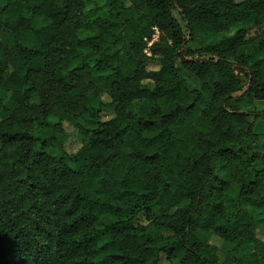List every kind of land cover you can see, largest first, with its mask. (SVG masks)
I'll return each mask as SVG.
<instances>
[{"label":"trees","instance_id":"1","mask_svg":"<svg viewBox=\"0 0 264 264\" xmlns=\"http://www.w3.org/2000/svg\"><path fill=\"white\" fill-rule=\"evenodd\" d=\"M126 1L0 0V264H264V0Z\"/></svg>","mask_w":264,"mask_h":264},{"label":"rangeland","instance_id":"2","mask_svg":"<svg viewBox=\"0 0 264 264\" xmlns=\"http://www.w3.org/2000/svg\"><path fill=\"white\" fill-rule=\"evenodd\" d=\"M236 1L237 2H241L243 0H236ZM125 2H126V4H128V2L126 0H125ZM175 16L177 17V15H175ZM236 28L237 27L232 28L231 30H229L227 32H224L223 34L220 35V38L232 36L235 33ZM94 32L88 31L85 34H82L81 37L83 38L84 43H87L89 45V43L92 42V40L96 37ZM189 46L193 50H198V45L197 44L192 43ZM157 58H155V59H153V60H151L149 62V69L150 70L157 71L160 68V65L158 63V59ZM178 65H180V63H178ZM183 76L186 79L187 87H188L189 90H193V89L199 88L200 83H199L198 79L194 75H192V74H190L188 72H184ZM143 84L147 88H153L154 87V82L149 81V80H145L143 82ZM52 96H53V98H52ZM61 97H62L61 93L58 91L54 95H51L50 99H52V101L54 102V100L56 98H61ZM103 100L104 101H108L107 97H105V96H104ZM257 108L259 109L260 112H262L264 110V103L263 104H258ZM111 117H113V115H111V114H107L106 115V119H110ZM4 119H5V115L4 114H0V122L3 121ZM63 128L65 129V131L67 133V137H68L67 141L65 143L66 151L69 154H74V153L78 152L80 150L81 146H82V141H81L80 136L78 134V129L74 125L69 123V122H64L63 123ZM255 130H256V132H263L264 131V124L261 121H258L256 123ZM257 149H258L259 152H264V143L260 144ZM234 199H235V196H229L228 197V201H232ZM138 223L143 225V226L147 225V222L145 221L143 216H141L139 218V222ZM208 232H209V235H210L209 236V243L214 245V246H216L219 249L220 261L223 262L225 260V257L227 255V252H228V249H229V248H227L225 246L226 242L230 243L231 249H232L233 246L236 245L235 239L232 236L225 237V236H222V235L214 232L213 231V226L208 229ZM155 235L158 238H160V237L165 238V237H167L169 235H172V231H170L168 229H165V228H160V229L156 230L152 234L151 237H156ZM147 236H149V235H147ZM254 237L257 240H260V241L264 242V219H258L257 225L254 228ZM106 240H107V237H102L100 239V243H103ZM250 251H254V246L253 245H250V244L242 245L241 254H242V256H244L245 259L247 258V255H248V253ZM231 256H236L237 258H239V255L237 256V255L234 254V251L231 252ZM160 264H168V261H167L165 256H162V258L160 260Z\"/></svg>","mask_w":264,"mask_h":264},{"label":"built area","instance_id":"3","mask_svg":"<svg viewBox=\"0 0 264 264\" xmlns=\"http://www.w3.org/2000/svg\"><path fill=\"white\" fill-rule=\"evenodd\" d=\"M159 36H160V32H159V30H158L157 28H155V29H154V34H153V36H152V39L148 42V47H147L146 50H145V53H146L148 56L151 55V53H150V48H151V46H152L155 42H158V41H159ZM236 74H238V73L236 72Z\"/></svg>","mask_w":264,"mask_h":264}]
</instances>
